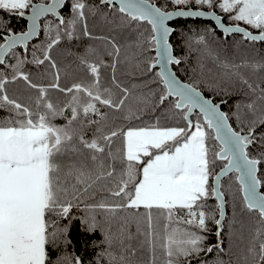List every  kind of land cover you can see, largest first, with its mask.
I'll list each match as a JSON object with an SVG mask.
<instances>
[{"label": "snow or ice", "instance_id": "6c2138e0", "mask_svg": "<svg viewBox=\"0 0 264 264\" xmlns=\"http://www.w3.org/2000/svg\"><path fill=\"white\" fill-rule=\"evenodd\" d=\"M174 4L184 5L194 2L195 5H207L209 9L218 6L223 13L229 14L226 24L215 11L178 10L166 11L156 6L151 0H99L102 5L112 6L114 12L126 17L130 22H146L150 25L152 35L149 44L155 45L156 57L148 67L152 70L160 65L159 82L163 92L159 95V103L165 104L170 97H175L171 107L180 110L185 126H160L159 120L143 126H127L107 130V113L100 106L113 111L124 110L127 106L126 120L139 119L138 107L128 103L132 93L128 87L120 85L113 75V84L119 89L120 95L113 93L111 88L100 85V65L82 59L93 76L89 85L73 83L71 87L61 88L59 71L55 73V82L49 88L71 94L66 107L71 109V119L63 126L51 121L63 115V109L57 108L47 100V89L32 83L29 75L22 69L26 58L17 53V45L28 48L32 37L38 35L40 17L52 13L59 19L55 37L50 34L49 42L42 49L43 59L35 55L36 64L49 61L53 69H57L50 52L61 41L60 26H65L64 35L71 40L76 25L82 24L84 35L87 30L85 10L93 15L100 11L98 6H89L84 0H71V19L67 21L58 9L65 6V0H51L50 3H33L32 0H0V10L9 16L24 17L25 10L31 9L27 17L28 30L15 33L0 17V30H6L0 43V66L11 69V76L0 72V109H7L8 115L0 118V264H63L67 257L53 258L60 244L67 243L64 239L67 228L57 226V221L50 216L67 218L74 206L73 201L80 202L91 189L101 185L107 188L112 202L101 201L94 205H85V211L91 213L100 209L109 214L110 218L118 219L120 229L117 234L111 228L103 231L102 251L97 254L96 264L107 258V264H130L128 256L123 252L135 255V249L126 241L133 239L129 231L130 224L135 220L137 234L144 236L152 258L149 264H155L157 247L163 250L165 264H180L181 258L199 256L201 252H223V241L204 247L206 236L210 231L207 222L211 220L218 228H222L224 219V193L220 188L221 176L236 173L243 208L255 212L258 227L244 257L247 262L264 264V179L258 177L257 166L261 159L251 157L248 149L255 143L253 133L258 124L264 125V87L259 88V96L245 105L255 113L260 102V116L251 121L245 133L243 128L235 131L228 123L229 116L220 110V105L203 97L202 93L190 83H181L169 65H179L181 60L172 54V45L168 42L174 31L168 21L176 16L210 17L224 34L240 33L250 42L264 43V0H172ZM118 4V8L116 5ZM243 22L252 29L259 30L253 34ZM204 42V37L199 38ZM110 55L117 58L120 48L114 42ZM6 57L15 59L8 64ZM115 63L112 64L115 70ZM226 75H235L252 92L257 91L252 83L240 72L242 67L253 70H264V63L244 61L241 64L224 63ZM22 79L28 87L37 89L40 96L36 99V110L9 96L6 84ZM135 87V85H133ZM81 93L84 95L82 96ZM144 101H137L143 103ZM44 111L41 112L40 108ZM198 110L196 119H192ZM81 113L83 119H81ZM95 114L99 120L90 118ZM79 121V123H75ZM86 125H97L92 138L86 139ZM214 133V135H211ZM122 138V146L115 152L112 144L116 137ZM219 142L218 151L211 152L208 140ZM264 140V133L261 134ZM66 160L61 162V158ZM216 161H226L220 173L214 176L212 166ZM119 165V169L117 168ZM110 185V186H109ZM215 197L219 201V219L205 209L207 200ZM142 214L146 230L140 228V220L136 216ZM128 209L137 210L130 218L127 215L117 216ZM153 210L158 212L154 218ZM183 212L184 216L178 213ZM163 220L162 232L158 224ZM92 232L99 228L96 216L89 214L83 220ZM215 235L219 238L220 231ZM119 246L123 252L117 254L114 248ZM75 264H83L75 257ZM211 264H225L217 256Z\"/></svg>", "mask_w": 264, "mask_h": 264}, {"label": "trees", "instance_id": "16d2710c", "mask_svg": "<svg viewBox=\"0 0 264 264\" xmlns=\"http://www.w3.org/2000/svg\"><path fill=\"white\" fill-rule=\"evenodd\" d=\"M37 1V0H32ZM47 2L48 0H40ZM154 1L162 9H173L175 7H196L209 9L207 5H174L172 0H151ZM89 6H98L100 11L93 15L87 9L85 10L87 30L89 36L84 35L82 24H77L74 36L71 40L64 35L65 26H60L61 41L55 45L51 52V58L56 62L57 69H53L49 61L44 64H36L33 61V50L35 55L43 59L42 49L49 42L48 35L50 25V34L54 38L59 19L48 15L40 20V33L38 37L29 42L28 48L21 46L16 48L21 58H26L23 65V71L29 75L32 83L41 85L47 89V100L52 102L57 108L63 109V115H58L52 119V123L57 126H63L71 119V109L66 107L71 99V94L61 92L58 89L49 88L48 85L55 82V73L58 70L61 88L71 87L73 83H81L89 85L93 81V76L85 64L81 60H87L89 63L100 65V85L102 88H111L113 93L120 95L119 89L113 84V75L116 81L123 87H128L132 93L128 103L133 107L140 109L137 112L139 119L126 120L127 106L124 110L113 111L107 107H101L102 112L107 113L106 120L102 124L107 125V130L115 128H126L127 126H143L152 124L159 120L160 126H185L180 110L171 107L175 98L170 97L165 104L159 103V95L163 92V86L156 76L157 69L149 70V63L154 62L155 53L154 44L147 41L152 35L150 25L146 22H130L126 17L118 12H114L112 6H105L99 3V0H84ZM71 0H66L65 6L60 10V15L67 21L71 19L72 13L70 9ZM116 8L118 6L116 5ZM219 13L224 22L230 23L228 15L216 6L213 8ZM27 11V9L25 10ZM0 17L7 23L13 32L23 31L26 21L22 17L9 16L0 10ZM169 24L174 31L171 33L169 41L172 45L175 57L181 60L179 65H172L176 75L183 81L194 85L205 96L211 97L214 102L222 101V109L229 116V122L233 129L246 133L251 126V121L260 116V102L257 101V111L253 113L245 107L251 100L259 96V88L264 87V70H253L250 67H242L239 72L254 87L256 92H252L240 79L235 75H226L228 71L223 67L224 63L241 64L244 61L264 63V43L250 42L243 38L242 35L230 34L223 35L217 31L210 20H202L198 18H178ZM253 32L259 30L252 29ZM6 30H0V43L3 42L2 37L6 35ZM203 36L204 42H199V38ZM113 42L119 46L120 54L117 58L110 55L114 52ZM8 64H14L15 59L6 57ZM115 63V70L112 64ZM0 72L9 77L11 69L7 66H0ZM135 85V87H133ZM9 96L16 98L19 102L28 105L34 111L36 110V99L40 96L37 89L28 87L25 81L18 79L15 82L6 84ZM83 96L84 94L81 93ZM137 101H144L137 103ZM40 111L44 109L41 106ZM198 111L194 112L192 119L195 120ZM8 115L7 109H0V118ZM90 118L99 120L95 114H90ZM81 119L83 114L81 113ZM79 123V121L75 122ZM97 125H86L84 128L85 138L91 139ZM264 133V125L258 124L253 133L255 143L248 149L249 155L257 159H261L262 163L258 165V177L264 179V140H261V134ZM211 135H214L211 133ZM211 152L218 151V142L214 139L208 140ZM122 146V138L116 137L112 144V150L115 152ZM67 158H61V162ZM226 161H216L212 166L213 175L220 169ZM119 169V165H117ZM236 173L226 175L220 182L221 191L224 193L226 215L221 229L220 240L223 241V252L218 253L213 250L212 253L201 252L199 256H190L181 258L180 264H211L212 261L219 258L225 261V264H253L251 258L246 262L244 257L246 250L252 242V237L258 225V217L255 212H248L243 208L241 202V193L239 192V184L235 179ZM213 178V177H212ZM210 178V184L212 182ZM102 182L96 188L91 189L84 195L80 202L73 201L74 206L67 218H58L50 216L51 220L57 221V226L67 228L64 239L67 243H61L58 250L53 253L56 256L67 257L63 264H75V257H79L83 264H96L97 254L102 251L104 245L103 231L111 228L112 233L117 234L121 227L118 219H111L109 214L103 210L96 209L94 212L85 211V205L98 204L101 201L112 202V198ZM110 186V185H109ZM264 190V187L261 188ZM206 211L214 214L218 219V202L210 197L207 202ZM144 209L141 208L136 216L140 220V228L146 230V224L143 219ZM137 210L128 209L120 212L117 216L127 215L130 218ZM89 214L96 216L99 221V228L95 231H88V226L83 220ZM159 214L153 210L154 218ZM184 216L183 212L178 213ZM163 220L158 224V231L162 232ZM207 227L210 231L203 233L206 236L204 247L217 243L215 235V224L209 220ZM137 225L135 220L130 224L129 231L133 236L131 241H126V245L130 244L135 249V255L130 252H123L119 246L114 248L117 254L123 252L128 256L130 264H149L152 254L147 244L144 243V236L137 234ZM155 264H165V256L163 250L157 247L155 253ZM100 264H107V258H102Z\"/></svg>", "mask_w": 264, "mask_h": 264}, {"label": "water", "instance_id": "95a60500", "mask_svg": "<svg viewBox=\"0 0 264 264\" xmlns=\"http://www.w3.org/2000/svg\"><path fill=\"white\" fill-rule=\"evenodd\" d=\"M41 2H43V3H50L51 2V0H48L47 2H45V1H35V2H33V3H41ZM65 2H66V0H65ZM152 3H155L154 1H151ZM156 4V3H155ZM117 6H118V4H117ZM156 6H158L157 4H156ZM119 7V6H118ZM159 7V6H158ZM161 8V7H160ZM162 9V8H161ZM60 10H61V8L60 9H58V11L60 12ZM163 10H166V9H163ZM178 10H193V11H196V10H203V11H215V10H213V9H203V8H196V7H175V8H173V9H167L166 11H178ZM216 12V11H215ZM216 14L217 15H219V16H221L219 13H217L216 12ZM29 15H31V9L29 8L27 11H25V16L24 17H22L25 21H26V25H25V29L23 30V31H27L28 30V24L30 23L29 21H28V19H27V17L29 16ZM48 15H52V16H54V17H56L54 14H52V13H48V14H46V15H44V16H42V17H40V19H39V21H38V24H39V28H38V35H39V33H40V20L43 18V17H46V16H48ZM222 17V16H221ZM57 18V17H56ZM178 18H198V19H202V20H210L212 23H213V25H214V27H215V29L217 30V31H220L223 35H230V34H224L223 33V31L221 30V29H219L217 26H216V21L214 20V19H212V18H210V17H183V16H176V17H174L172 20H170V21H168L167 23H168V25L171 27V28H173L170 24H169V22H171V21H173V20H175V19H178ZM223 18V17H222ZM223 22H224V20H223ZM226 23V22H225ZM226 24H232V23H226ZM241 27H245V26H243V25H240ZM249 30V29H248ZM23 31H19V32H15V33H20V32H23ZM249 31H251V30H249ZM253 32V31H252ZM231 34H238V35H242V34H240V33H231ZM253 34H258V32H253ZM38 35H36V36H34V37H32L31 38V40H34V39H36L37 37H38ZM171 35V34H170ZM169 38H170V36H169ZM30 40V41H31ZM29 41V42H30ZM169 43H170V41H168ZM3 43V42H2ZM171 44V43H170ZM18 46H21V45H17V47ZM22 48H23V46H21ZM153 50H154V53H155V60L157 59V57H156V50H155V45H154V47H153ZM172 54L174 55V53H173V49H172ZM175 56V55H174ZM155 60H154V62H155ZM153 62V63H154ZM156 69H157V72H159V70H160V65L159 64H157L156 65V67H155ZM168 68H169V70L170 71H172V72H175L174 71V69L172 68V65H169L168 66ZM176 74V73H175ZM177 76V75H176ZM177 78L180 80V82L181 83H187V82H185V81H183L182 79H180L178 76H177ZM198 89V88H197ZM199 90V89H198ZM200 91V90H199ZM201 92V91H200ZM202 93V92H201ZM202 95H203V97L204 98H206V99H209V100H211L213 103H215V104H218V105H220V110L221 111H223V109H222V101H217V102H214L213 100H212V98L211 97H207V96H205L203 93H202ZM173 98H175V97H173ZM198 111V110H197ZM224 112V111H223ZM228 123L230 124V122L228 121ZM235 130V129H234ZM236 131V130H235ZM214 134V133H213ZM218 142V141H217ZM218 144H219V142H218ZM223 167V166H222ZM221 167V168H222ZM221 168L220 169H218L216 172H215V174L213 175V178H212V182H211V184H213L215 181H214V176L215 175H217V174H219L220 173V170H221ZM257 168H258V166H257ZM231 173V172H230ZM230 173H228V174H230ZM227 174V175H228ZM226 175H223V176H221V179H220V182H221V180L225 177ZM219 182V183H220ZM260 191H264V190H262V189H259ZM242 195V194H241ZM212 198H214V199H216L215 197H212ZM217 202H218V204H219V201L217 200ZM224 212H225V215H226V206H225V198H224ZM225 215H224V218H225ZM218 219H219V210H218ZM223 221H224V219H223ZM223 221H222V224H223ZM216 226V225H215ZM221 229L222 228H218L217 226H216V229H215V233H216V231H220L221 232ZM216 238H217V240L219 239L220 240V237L218 238L217 236H216Z\"/></svg>", "mask_w": 264, "mask_h": 264}, {"label": "rangeland", "instance_id": "374dc122", "mask_svg": "<svg viewBox=\"0 0 264 264\" xmlns=\"http://www.w3.org/2000/svg\"><path fill=\"white\" fill-rule=\"evenodd\" d=\"M37 1H40V0H37ZM32 2H35V1H32ZM174 4V3H173ZM174 5H177V4H174ZM184 5H195V3L194 2H190V3H188V4H184ZM177 6H180V5H177ZM196 6H198V5H196ZM229 16V15H228ZM230 21V20H229ZM230 23H234V22H232V21H230ZM240 25H243V26H245V27H247L249 30H252V28L250 27V26H246L243 22H238ZM255 30V29H254Z\"/></svg>", "mask_w": 264, "mask_h": 264}]
</instances>
